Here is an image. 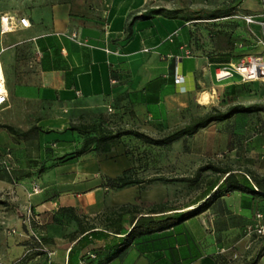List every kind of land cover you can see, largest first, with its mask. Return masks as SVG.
<instances>
[{"label":"crops","instance_id":"0c3cea01","mask_svg":"<svg viewBox=\"0 0 264 264\" xmlns=\"http://www.w3.org/2000/svg\"><path fill=\"white\" fill-rule=\"evenodd\" d=\"M8 1L3 13L13 21L28 18L30 27L0 31L9 96L0 109L8 121L0 133V163L14 171L0 173L7 191L0 203V264H98L108 256L106 264H221L236 231L233 220L250 219L257 198L264 213V197L224 193L200 215L137 237L120 252L141 216L177 207L166 181L112 184L141 166L147 144L131 132L163 138L204 115L220 87L234 79L218 81L217 68L263 52L264 0L224 2L193 20L153 0ZM225 9L230 12H218ZM246 15L257 23L247 24ZM92 127L116 136L107 150L96 144L84 150L86 134L79 129ZM30 129L35 141L28 140ZM236 137L213 134V151L235 153ZM244 144L264 153V131H250ZM34 182L42 187L38 194L31 193Z\"/></svg>","mask_w":264,"mask_h":264},{"label":"rangeland","instance_id":"374dc122","mask_svg":"<svg viewBox=\"0 0 264 264\" xmlns=\"http://www.w3.org/2000/svg\"><path fill=\"white\" fill-rule=\"evenodd\" d=\"M153 1L158 6L171 8L172 14H187L188 18L193 20L201 16L204 9L208 10L214 5L231 2L232 0ZM9 3L8 0H0V31L1 19L5 16L3 12ZM163 8L166 9L165 7ZM238 79V76H234L231 84L220 87L219 100L214 106H210L208 111L213 108L226 111L236 104L246 106L255 103L264 104V81L241 84V80ZM205 94L207 97L210 96L208 93ZM6 124H8V121L0 118V133L3 131L2 125ZM11 124L18 127L21 123ZM23 125L31 128L32 122L23 123ZM262 130L264 131V112L251 111L210 125L198 134L195 133L187 137L182 144H176L177 142L175 141L166 146L144 145L139 154L141 166L137 170L135 177L142 181L145 180L146 184L151 183L153 180L155 182L166 181L171 193V205L173 207L182 208L193 205L202 199L207 183L220 177L212 170H205L204 168L207 165L230 166L236 171L247 173L251 177L256 176L259 178L264 176V174H260V169L264 165V153L260 152L258 145L249 146L244 144L245 136H248L250 131L259 132ZM29 131L28 140L35 141V133L31 129ZM234 132L237 133L235 141L238 146L235 153H231L230 150L223 152L213 151V145L216 142L213 139V134L228 135ZM88 135L81 136L80 140H83ZM221 144L223 147L224 142ZM2 172L11 175L14 171L0 166V173ZM3 178L0 174V179ZM148 187H153V185L150 184ZM6 196L7 191L2 190L0 187V203L5 200ZM261 202L260 198L253 201L251 207L252 217L250 219L244 220L237 215L233 220L236 231L231 233L230 238L226 241L227 249L222 254L221 264H249L250 259L256 255H259L256 264H264V234L258 232L259 228L264 226V213L261 211ZM201 203L202 201L197 204ZM259 215L262 218H258Z\"/></svg>","mask_w":264,"mask_h":264},{"label":"trees","instance_id":"16d2710c","mask_svg":"<svg viewBox=\"0 0 264 264\" xmlns=\"http://www.w3.org/2000/svg\"><path fill=\"white\" fill-rule=\"evenodd\" d=\"M161 11L162 10L160 9L156 11L154 10L153 13L156 12L158 14ZM218 12L220 14H228L230 10L225 9ZM251 111H257L260 113L264 112V104L255 103L250 106L236 104L228 108L226 111L213 108L211 111L206 112L202 116L192 117L188 124L174 130L163 138H152L140 132H131L130 134L134 135L136 138L142 140L146 144L166 146L183 137H189L197 133L199 130L205 129L214 123L226 121L238 114ZM79 130L86 135L92 134L90 132L95 134L94 136L86 137L84 140V150L88 149V147L93 144L102 146L103 150H107L110 147V144L116 138V136L112 135V133H108L102 129H98L97 127H92L90 130L85 128ZM204 169L212 170L220 177L207 183V188L203 193L202 199L193 204L197 205L196 208L189 211H178L180 210L179 208L164 210L162 207L153 209L152 212L148 214V216H141L135 223L132 230L124 238H122L118 245L119 251L125 252L137 237L164 232L200 215L206 210L207 206H209L214 199L221 197L224 195V193L242 192L253 196L264 197V176L259 178L256 176L251 177L247 173L236 171L230 166L218 167L210 164ZM136 175V171H130V175L119 178L112 184V186L115 188H124L129 185L142 183V180L134 177ZM200 201H202V203L197 204ZM169 211L174 212L171 214H164ZM258 259L259 255H256L254 258L250 259L249 264H256ZM110 260L111 257L108 256L101 260L98 264H106L110 262Z\"/></svg>","mask_w":264,"mask_h":264},{"label":"built area","instance_id":"2783aa9c","mask_svg":"<svg viewBox=\"0 0 264 264\" xmlns=\"http://www.w3.org/2000/svg\"><path fill=\"white\" fill-rule=\"evenodd\" d=\"M242 19L247 24H250V25L257 23L256 17L252 15L243 16ZM19 26L23 28L30 27L29 19L23 17V18L18 19L17 21H13L12 18L6 15L3 16L1 19V32L2 33L13 31ZM263 26H264V23H263ZM71 37L75 39L77 35L73 34ZM234 76H238L243 83H253L256 81H264V50L260 54L246 56L235 64L219 66L215 74V77L218 81L231 79ZM176 81L182 82L183 78L180 76H176ZM8 98L9 96H8V92L5 86V80L0 70V109H2L4 105L7 103ZM0 166L4 167L7 170H11L10 166L5 162H1ZM41 191H42V187L40 183L34 182L31 193L38 194ZM258 218H262V216L259 215ZM27 221L30 224H32V222H36V217L32 209H29L27 211ZM258 232L261 234H264V226H261Z\"/></svg>","mask_w":264,"mask_h":264},{"label":"bare ground","instance_id":"6f19581e","mask_svg":"<svg viewBox=\"0 0 264 264\" xmlns=\"http://www.w3.org/2000/svg\"><path fill=\"white\" fill-rule=\"evenodd\" d=\"M201 95H202V94H201ZM207 99H208V97H207L206 94H205L204 97H203L204 102H206ZM206 103H207V102H206Z\"/></svg>","mask_w":264,"mask_h":264}]
</instances>
